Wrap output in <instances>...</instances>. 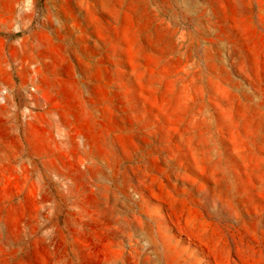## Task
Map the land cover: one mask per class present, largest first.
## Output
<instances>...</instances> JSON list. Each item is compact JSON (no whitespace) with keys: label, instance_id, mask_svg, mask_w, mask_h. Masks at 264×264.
<instances>
[{"label":"rangeland","instance_id":"1","mask_svg":"<svg viewBox=\"0 0 264 264\" xmlns=\"http://www.w3.org/2000/svg\"><path fill=\"white\" fill-rule=\"evenodd\" d=\"M0 264H264V0H0Z\"/></svg>","mask_w":264,"mask_h":264},{"label":"built area","instance_id":"2","mask_svg":"<svg viewBox=\"0 0 264 264\" xmlns=\"http://www.w3.org/2000/svg\"><path fill=\"white\" fill-rule=\"evenodd\" d=\"M9 91L6 87H0V102L6 103L8 101Z\"/></svg>","mask_w":264,"mask_h":264}]
</instances>
